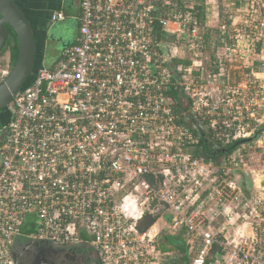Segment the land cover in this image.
I'll return each mask as SVG.
<instances>
[{
    "label": "built area",
    "instance_id": "1",
    "mask_svg": "<svg viewBox=\"0 0 264 264\" xmlns=\"http://www.w3.org/2000/svg\"><path fill=\"white\" fill-rule=\"evenodd\" d=\"M203 3L81 1L78 39L13 98L0 264L31 218L29 241L98 264H264V13L207 41Z\"/></svg>",
    "mask_w": 264,
    "mask_h": 264
},
{
    "label": "water",
    "instance_id": "2",
    "mask_svg": "<svg viewBox=\"0 0 264 264\" xmlns=\"http://www.w3.org/2000/svg\"><path fill=\"white\" fill-rule=\"evenodd\" d=\"M9 27L18 41V56L16 63L7 75L4 82L0 83V111L10 109L12 107L13 98L28 85L29 78L33 73L35 60L37 56V46L33 28L25 14L15 4V0H0V52L6 46L9 38ZM54 33L50 32L47 39L50 42L63 43L68 33L61 37H54ZM65 49L64 46L59 50ZM199 126L195 130L199 131ZM224 150L216 152L224 153ZM30 243H34L31 242ZM41 243V242H40ZM76 248V247H74ZM60 249L46 247L45 249H25L14 253L17 264H69V259L65 255V251ZM72 264H76V257H71Z\"/></svg>",
    "mask_w": 264,
    "mask_h": 264
},
{
    "label": "flooded vegetation",
    "instance_id": "3",
    "mask_svg": "<svg viewBox=\"0 0 264 264\" xmlns=\"http://www.w3.org/2000/svg\"><path fill=\"white\" fill-rule=\"evenodd\" d=\"M81 1L82 0H15V4L19 7V9H21V11L29 20L31 27L33 28L36 40L37 56L35 60L34 70L29 78V81L34 78V76L40 69L44 68V64L46 62L58 56L64 50H59L60 47L64 46V48H67L73 45L78 39L79 29H77L76 33L73 35L68 34L66 41L63 43L49 42L47 39V31H45V29L48 24L54 23L52 21V16L55 12L58 11V9H63L67 14L73 13L77 15V21L79 25ZM6 47L7 46H5L4 49L0 52V83L6 80L7 75L12 69V66L10 67L6 65L7 62L11 63V54ZM12 110L13 108L11 107L10 109L0 111V148L7 139V125L10 122ZM29 245L30 249L43 248V246H41V244L37 242ZM60 250L65 251L64 253L67 259H69V264H72V261H70L72 256L76 257L78 261L76 262V264L99 263L97 254L89 247L78 246L76 248H63Z\"/></svg>",
    "mask_w": 264,
    "mask_h": 264
},
{
    "label": "crops",
    "instance_id": "4",
    "mask_svg": "<svg viewBox=\"0 0 264 264\" xmlns=\"http://www.w3.org/2000/svg\"><path fill=\"white\" fill-rule=\"evenodd\" d=\"M259 1L264 7V0ZM244 4L246 5L245 0H204L203 6L205 9V19L203 25L205 24L206 40L210 41L212 38L214 39V37L218 34L217 29L220 24L240 22L241 15L239 16L240 13L237 12L241 8H243ZM68 15H71L77 20V15L73 13H69ZM60 54L46 62L44 64V68H51L56 62V60L60 57ZM32 220L33 218H31V220H29V223H27L24 229V235H22L16 240L14 246V253L17 254L18 251H23L30 247L29 244L31 243L26 235L33 230L32 224H30ZM40 244L41 246H43V248L38 250H42L50 246L47 243Z\"/></svg>",
    "mask_w": 264,
    "mask_h": 264
},
{
    "label": "trees",
    "instance_id": "5",
    "mask_svg": "<svg viewBox=\"0 0 264 264\" xmlns=\"http://www.w3.org/2000/svg\"><path fill=\"white\" fill-rule=\"evenodd\" d=\"M200 17H201V19L204 22L205 9H204L203 5H201V7H200ZM7 28H8V32H9V38H8V41H7V45H6L7 47L6 48L11 54V66L13 67V65L16 63V60H17L19 47H18L17 38L14 35L13 31L9 27H7ZM35 76H34V78H35ZM34 78L28 82V85L24 89H26L33 82ZM234 147H236V144L231 146L230 149L232 150ZM196 153L197 154H201L202 156H204L207 159H213L215 154H216L213 151L212 147L209 144H207L206 142H204V141H201V147L197 149ZM154 222H155V220H152L150 218H146L144 220V222H143V226H142L143 230L147 229L148 227H150ZM166 238L171 244L175 243V239H173L171 237H166ZM164 250H166V249H164ZM180 263L188 264L186 259H181Z\"/></svg>",
    "mask_w": 264,
    "mask_h": 264
},
{
    "label": "rangeland",
    "instance_id": "6",
    "mask_svg": "<svg viewBox=\"0 0 264 264\" xmlns=\"http://www.w3.org/2000/svg\"><path fill=\"white\" fill-rule=\"evenodd\" d=\"M251 1H254L255 4H256V6L259 9H261V11L264 13V7H261L262 4L260 3L259 0H245V3H250ZM244 7H245V4L243 5V8ZM243 8H241L237 13H240L241 14ZM61 11L66 16L65 21H62V22H54L53 24H48L46 26V29H45V31H47V35L50 32H53L54 33V35H55L54 37H61L62 35L67 34V33L73 35V34L76 33L77 29H79L78 21L74 17H72L71 15L69 16L63 9H58L57 12H61ZM240 14H239V16H240ZM258 43L261 44L260 47L258 48V50H259L258 53H263L262 54V57H264V33H260V32L258 33ZM6 65H8V66L11 67V63L10 62H7ZM260 77H263V76H260ZM262 133L263 132H261V134ZM35 220H37V218H33L32 221H35Z\"/></svg>",
    "mask_w": 264,
    "mask_h": 264
}]
</instances>
